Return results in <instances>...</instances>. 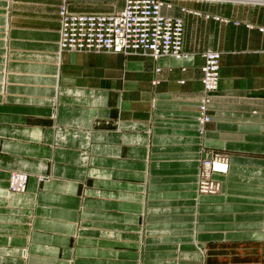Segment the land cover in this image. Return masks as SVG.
I'll return each instance as SVG.
<instances>
[{"label": "crops", "instance_id": "0c3cea01", "mask_svg": "<svg viewBox=\"0 0 264 264\" xmlns=\"http://www.w3.org/2000/svg\"><path fill=\"white\" fill-rule=\"evenodd\" d=\"M61 1L0 0V264H264V4L163 0L187 57L154 60L60 52ZM214 156L228 172L200 194Z\"/></svg>", "mask_w": 264, "mask_h": 264}, {"label": "built area", "instance_id": "2783aa9c", "mask_svg": "<svg viewBox=\"0 0 264 264\" xmlns=\"http://www.w3.org/2000/svg\"><path fill=\"white\" fill-rule=\"evenodd\" d=\"M254 2L261 3L264 0ZM164 5L163 0H125L119 12L77 13L70 11L63 3L59 9V50L141 55L154 60L166 56L186 58L182 51L183 21L163 15L161 9ZM203 59L201 84L204 97L197 117L201 126L209 122L205 114L206 105L219 87L220 54L207 50ZM227 172L228 161L225 157L203 159L197 182L198 193H219L221 185L213 176Z\"/></svg>", "mask_w": 264, "mask_h": 264}, {"label": "rangeland", "instance_id": "374dc122", "mask_svg": "<svg viewBox=\"0 0 264 264\" xmlns=\"http://www.w3.org/2000/svg\"><path fill=\"white\" fill-rule=\"evenodd\" d=\"M123 1H125V0H70V4L73 5V8H76L77 10H81V11H103V10H108L107 6L110 3H117L118 2V3L122 4ZM241 1L246 2L247 0L246 1L245 0H241ZM254 1H256V0H253V1L249 2V3H253ZM63 3H66L67 6L69 5L67 0L66 1L62 0L61 1V3L58 6V12H57L58 13V17H59V9H60V7H61V5ZM261 3L264 4V2H261ZM12 175H13V173L10 175V178H9L8 190H9V183H10ZM25 189H26V187H25ZM9 192L10 193H14V192H11V191H9ZM24 192H25V190L23 192H21V193H24ZM219 251H221L219 253V255H218V257H220V258L236 259V258L244 257V255H242L240 253V250L236 251V250H231V249H225V250H219ZM223 253H227V254H223ZM236 264H242V263L240 261H238Z\"/></svg>", "mask_w": 264, "mask_h": 264}, {"label": "bare ground", "instance_id": "6f19581e", "mask_svg": "<svg viewBox=\"0 0 264 264\" xmlns=\"http://www.w3.org/2000/svg\"><path fill=\"white\" fill-rule=\"evenodd\" d=\"M59 46V43H58ZM27 175L22 173H13L9 183V191L14 193H21L25 190L27 183Z\"/></svg>", "mask_w": 264, "mask_h": 264}]
</instances>
